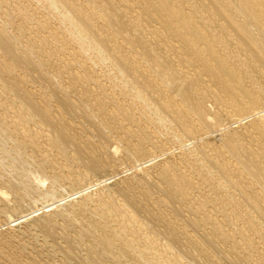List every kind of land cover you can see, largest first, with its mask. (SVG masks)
<instances>
[{"label": "bare ground", "instance_id": "obj_1", "mask_svg": "<svg viewBox=\"0 0 264 264\" xmlns=\"http://www.w3.org/2000/svg\"><path fill=\"white\" fill-rule=\"evenodd\" d=\"M53 19L55 22L52 24L51 21ZM143 21L146 24V29H148L147 27L150 24H156L160 29L158 31L150 30L152 34L153 32L157 33L152 37H148L146 33H143L144 30H142ZM50 37L54 40H51ZM68 38L74 44L71 48H67L64 43L65 41H69ZM81 51H83V54L84 52L88 54L89 63L85 61L88 58H85V60L77 59L76 61L75 55L81 54ZM71 58L78 64L77 68L74 67L75 64L70 60ZM99 62L108 63L109 69L108 72L104 71V79L108 80V82L114 81V78L119 80L121 83L116 84L115 81L112 87L113 89L119 87L118 92L122 95L124 94V96L127 95V98H119V96L116 97L112 92V95L105 92L104 82L95 76L91 67V64ZM27 72L35 73L34 80L44 82L41 84L42 89L40 88V92L45 97L44 101L36 98L38 95L33 94V87L31 89L28 88L29 86H24L23 82L29 77ZM37 81L36 84L34 83L35 85H38ZM0 90L9 92L10 95H15L16 98L18 97L21 106L23 107L25 105L26 110L28 108V114L26 115L24 113L25 116L28 117L29 115L33 118L36 115L38 117L37 119L33 118L34 124H46L53 128L55 133L51 136L49 135L51 133H48L50 145H58L63 152H65L67 146H73L75 158L83 167V169L77 172L75 171L76 169L74 170L77 175L75 174L73 176L74 172L73 174L70 173L72 176H65L64 172L61 173L63 171L61 168L58 167L59 169L56 170L55 161L49 157L50 154L46 156L43 153L42 161L40 160L42 163H38L37 166L44 168L43 164L44 162L48 163V160H51L49 163L54 166L53 168L52 166L50 167L53 169L50 175H46V173L38 174L32 166L33 163L30 162L34 159L32 155L30 157L28 154L26 155L24 152H20L17 148L19 144L15 142L11 147H7L5 143H8V139L12 140L8 132L9 128L16 130V132L19 130L24 133L27 142L35 148L38 147V149L39 135L36 137L35 134H32L33 130L31 133L30 128H28L30 132L27 131L22 121L23 128L17 126V121H20L21 118L24 120L25 117L19 118V114L15 115L17 114L15 113L16 119L14 117V119L9 118L11 120L8 122L12 126L10 127L7 125L4 117L0 115V157L5 160L7 159L9 162H7L8 165L3 166V169L8 171V173L10 172V176L19 178V180H14L11 177L12 179L8 180L7 177V187L2 185L3 182L0 183V202H2L0 206V222L4 220L3 224L0 223V264H36L37 261L35 262L33 259L20 258L21 255L25 254L26 243L29 240L27 241L25 239L27 241L26 243L14 244L19 240L18 235L21 234H15L19 230L17 229L15 231L14 228L19 227L21 223L29 221L39 229L37 231L38 233L41 232L40 234H43L42 239L46 238L51 240L52 238L53 240V237L56 236L62 238V242L64 241L66 243V245L64 244L65 246L63 243L59 244L60 240L50 245L46 242V239H44L46 243L44 242L43 245H50L54 248L55 245L59 244L57 248H60L61 251L58 250L60 253H57L60 257L61 254L65 253V256H67L63 257L65 259L68 256H72L71 259L74 256L77 258L80 256L81 258H79L81 260L89 256L88 253L87 256L85 255L88 249H85L83 253L85 257H83L73 251L75 244L70 248L76 236H73L67 230L71 227H78L79 233L77 235L79 237L81 235H84V237L89 236L88 238L92 236L94 239L92 244L94 248H92L90 243L89 245L92 249L85 244L86 248L88 246L92 250L91 252H93L94 256L93 258L90 255L91 258L89 261L91 259L95 260V258L99 259V261L104 258H109L112 260H110L112 264L113 262L115 264H172L168 258L159 261L158 251L156 252L152 249V252H149L145 249L146 247L140 248L134 246L130 241L131 238L127 239L128 241L123 238L124 242L126 241L124 244L127 246L125 247L127 249L123 250L120 247V250H116L114 248V238L111 237L112 235L108 236L102 229H99L101 225L98 226L95 224L96 222H100V220L88 226L87 222L89 221L86 222V225H84L85 222L83 223V214L87 213L95 218L96 211L98 212L99 208H101L100 211L102 210V213L99 215L104 221L107 220V214L104 212L106 209L107 211H113L119 214L118 216L120 217L117 220L115 218V220L116 222L120 220V224H123L125 220H129L128 223H132L131 226L127 227L129 225L127 223V226L124 225L125 223L123 226L126 228L125 230H129L127 233L131 232L133 238L143 227V230L146 229L145 226L149 228L147 222L149 224L161 222L165 230L163 233L166 234L167 238H163V240H167L166 244L162 247L165 253L171 252L170 250L172 249L177 250V246H180V251L191 257L190 259L193 260L192 264H222L220 263L222 261H218L215 253L213 252V254L205 246L208 242L210 245L216 243V240L221 235H224L226 238V231L223 230L222 225L220 226L221 223H218L220 219L218 220V216H212L213 213L207 208L211 203H209L210 198H208L211 193H206L208 196L205 195L202 197L200 192L202 198L197 196L194 198V194L192 195L193 192L191 193V189L198 187V185H196L189 171L199 166L202 170L208 172V174L216 171L218 176L214 178L215 181H213L214 179L212 180L214 182L212 191L216 189L219 193H221V190L224 193L223 190L225 187V189L230 188L231 194L226 196H230L231 201L236 207L239 205L248 206L250 210H253L252 213H255L254 216H251L254 218L255 216L256 218L258 217L260 221L264 219V0H0ZM13 97L11 101H13ZM52 101L55 104H51ZM6 102L8 100L4 103ZM8 104L9 106H6ZM8 104L5 107L10 109L13 105L9 102ZM131 106H135L136 110L138 109L142 113L145 111L151 113V116L148 115L149 119L154 122H159L161 125L171 127L169 124L174 122L177 128L175 127L176 129L174 128L173 130L169 129L173 131V136L176 138H173L175 139L174 143H176V140L183 143L185 140L191 141L192 139L193 147H189L191 148L190 150H184L180 147L183 145L181 144L178 146L179 151L176 153L179 162L183 164L182 168L186 167V169L180 168L176 160L173 161L171 159L159 162L158 159L160 158L157 159L159 155L156 153L158 145L153 140V136L156 133L153 132V134L151 132V134L149 132L150 130L147 131L148 129L145 131L147 127L135 121V118H133L135 116H132L131 110L133 107ZM2 107L0 103V108ZM12 109L11 112H15ZM16 111L19 112L18 109ZM78 115L91 124L89 125L90 129L92 127L91 133H93L92 137L94 138H97L95 136L103 138L108 132L113 130L115 132L116 130L117 132L119 131L121 135L119 133L114 142L111 140V144H103L105 142L103 138V141L100 142L101 150L98 152L97 150L94 151L93 146V149L89 148L91 147L90 145L89 147L86 145L83 146L84 144L82 145L78 141V132L76 134V132L70 131L75 124L70 119L72 116L76 117ZM126 120L129 125L135 123L136 126L137 123V129L133 130L131 126L126 124ZM25 123L27 124L28 122ZM80 125L78 126L80 127ZM33 127H36V125ZM165 128L167 130V127ZM87 129L89 128L87 127ZM136 130H138V133H136ZM214 132L216 133L214 134ZM45 134L46 132L42 133V137ZM88 137H90L88 138L89 140L84 137V141L83 139L81 141L90 144L95 141L94 139L93 142H89L90 140L92 141V137ZM212 137L216 139L213 141ZM189 144H186L187 147ZM167 155L168 157L171 156L170 154ZM60 156L62 155L60 154ZM2 158L0 161H3ZM169 158H173V156ZM127 159L133 160V163L128 168H125L127 166L125 164ZM45 165L48 167L47 164ZM118 165H124L122 167L125 170H119L120 167ZM153 167H156V175H151L149 171ZM105 169L109 170V173L112 174H109L105 178L100 177L101 180L99 181L98 179L100 178L96 177L97 182L92 183L93 186L98 185V187H104L107 184L115 182L113 184V194L115 192L116 194L119 193L122 196V202L114 198L111 193L104 194L105 192L103 193V190L97 195L94 193L97 197H93L92 192L86 191L92 185H87L86 187L81 186L82 188L75 192L74 190L76 188L74 187L72 188L74 190L72 192L70 191L69 194L61 197L56 196L58 191H63L62 188L64 189L66 182L73 185L82 180V177L89 175L88 173H99L103 170L105 171ZM212 170L213 172H211ZM128 171L129 173H127ZM1 172L3 173L4 171L0 170V174ZM130 173L132 175L137 173L136 175L139 174V177L133 176L134 179L130 178L127 176ZM192 173H195V171ZM198 175L196 174L197 177H200ZM7 176L9 175L7 174ZM95 176H98V174ZM210 178L212 179V177ZM47 180L50 181L49 185H46ZM111 180L112 182H110ZM85 182L83 181V183ZM204 182L203 184L207 185ZM199 187L202 188L203 185ZM153 188L163 193L161 194L163 196H158L156 201H159V203L173 201L176 203L179 202L180 204L184 203L185 206L182 207L187 208H184L187 210V213L190 211L193 212V216L184 217L186 218V220L184 219L186 222H184L180 219L182 213L180 214L177 211L180 214L177 217H181L179 219L177 217L175 218L184 222L183 225L179 224V222V225H177L175 218L174 222L172 218L170 219L167 215L160 212V210L153 209V204V206L149 202L145 204L136 194L137 191H140L143 195H146ZM95 189L97 190V187ZM154 189L153 192H156ZM214 191L213 194L215 195L216 192L214 193ZM59 192L58 194H60ZM233 192L237 194H235L237 197L232 195ZM219 195L216 196L219 197ZM220 196L222 197V195ZM75 198H78V200L74 201ZM213 198L215 197L213 196ZM218 200H215V203ZM24 201H28L27 204H35L36 201H41V203L39 204L40 206H35L36 208L30 209L29 212L27 211L22 214L23 209L20 206L24 205ZM167 204L170 205L171 203ZM213 206L210 204L211 208ZM27 207L26 210L29 209ZM124 207H129L130 209H126L122 214L118 213ZM167 207L169 208V206ZM170 209L172 210V206ZM242 209L244 210V207ZM180 210L182 211L183 209L180 208ZM219 212L220 216L223 208ZM238 212L241 214L243 211ZM197 213H200V215ZM246 213L243 212L244 215ZM139 214H143L145 218L143 219L147 221L144 225L139 222V220L141 221ZM113 215L115 214L113 213ZM175 215L177 214L174 213ZM1 217L4 219L1 220ZM226 217L227 215L224 212L222 219L225 220ZM109 218L112 217L109 216ZM230 218L226 219L227 221L229 220V223H231ZM254 218H252L253 221ZM89 220H92V218L90 217ZM103 220L102 223L104 224ZM138 222L139 224H137ZM134 224H137V228L133 227ZM234 224L236 225L237 223ZM2 226H5V228ZM27 226L28 223L26 224ZM152 226H150L151 229L154 228ZM206 226L208 229L205 228ZM229 226L231 227V225ZM26 227L24 231H27ZM29 227L32 228L30 224ZM56 227H59L62 231L58 232L59 229L56 230ZM102 227L104 228V226ZM107 227L110 228L109 226ZM111 229L113 231V228ZM227 229L225 226V230ZM97 230H100L99 233H97ZM194 230H200V237ZM34 232L35 238L36 234H39L36 231ZM118 232L120 233L119 230ZM123 232L126 234L124 230ZM252 232L250 233L252 234ZM119 233L117 236H119ZM29 234V238H31V232ZM256 234L254 235L257 236ZM160 235L162 236L164 234L160 233ZM26 236L29 235L27 234ZM136 237L138 238V235ZM141 237L143 238V236ZM15 238H18V240H15ZM34 238L32 239L34 240ZM149 238L151 237L147 234L144 241L149 242ZM232 238L230 236V239ZM83 240L85 239L83 238ZM83 240L79 241L76 238V241H79V243L84 242ZM133 241L135 242L134 239ZM218 242L220 241L218 240ZM34 243L38 245V241ZM79 243L78 250H74L80 253ZM241 243L248 246L250 242L246 243L245 240ZM222 244V247L225 246V243ZM136 245H138V242ZM230 245L235 246V244ZM230 245L229 247H231ZM256 245L258 246V242ZM50 246H48L49 249ZM117 246L119 247V245ZM250 246L254 247L253 245ZM30 247L29 243L28 248ZM44 247L42 248L44 249ZM75 247L77 248L76 245ZM222 247L219 246L217 248L215 245L218 253L220 252L219 255L224 256V252L226 251ZM243 247L240 245V248ZM212 248L210 247V249ZM215 248H213V251H216L214 250ZM246 248L244 247V249ZM34 249L36 250V248ZM129 249L132 250V252L130 251L132 257L128 253ZM158 249L160 251L159 247ZM47 250L45 249L44 251ZM48 251L44 254H48ZM236 251L234 250V254H236ZM74 253L78 255L76 256ZM146 253L152 254H149L150 256H155L156 260L154 259L155 257L153 259L150 256L148 257ZM51 256L53 257V255ZM169 256L171 258V255ZM247 256L250 257L249 254ZM58 257L56 258L58 259ZM77 258L73 259V261L76 260L78 263L79 258L78 260ZM220 258L224 260V258L227 259L228 257L224 256V258ZM232 258H234V255ZM232 258L228 259L230 264H238V257H235L236 259ZM185 259L186 257L183 260ZM66 260L70 262V260ZM84 260L86 263L87 259ZM96 260L95 262L98 261ZM228 260L225 261L227 262L226 264H229ZM250 260L245 259V261H242L246 262L245 264H249ZM175 261L177 262V260ZM93 264L96 263L93 262Z\"/></svg>", "mask_w": 264, "mask_h": 264}, {"label": "rangeland", "instance_id": "obj_2", "mask_svg": "<svg viewBox=\"0 0 264 264\" xmlns=\"http://www.w3.org/2000/svg\"><path fill=\"white\" fill-rule=\"evenodd\" d=\"M120 1H122V0H120ZM55 21H54V19L51 21V23L53 24ZM143 23V29L142 30H144V34L146 33V36H150V37H152L153 35H155V33H157V32H153V34H152V32L150 31V30H153V31H158L160 28H159V26L158 25H156V24H150L147 28L149 29H146V24H144V21L142 22ZM151 26V27H150ZM153 26V27H152ZM157 27H158V29H157ZM151 28V29H150ZM147 30V31H146ZM150 32V33H149ZM149 34V35H148ZM154 38H156V37H154ZM50 39L52 40L53 38H51L50 37ZM54 40V39H53ZM68 40L69 41H65L64 43L66 44V46H67V48H71V47H73V42H71L70 41V39L68 38ZM70 43V44H69ZM56 44H57V42H56ZM60 44V43H59ZM68 46H70V47H68ZM62 56V55H61ZM75 58H76V61H77V59L79 60H81V59H84L85 60V58L87 59L88 58V54H86L85 52H84V54H83V51H81V54H77V55H75ZM74 64V67H78V64H76L73 60H72V58L70 59ZM87 63H89L88 61H89V58L87 59V60H85ZM91 63V62H90ZM95 64V65H94ZM94 65V66H93ZM108 65V63H106V62H99V63H93V64H91V67H92V71H93V73L95 74V76H97L98 78H100V79H102V82H104V88H105V92H108V93H110L111 95H112V93H114V95L117 97V96H119V98H127L128 96L127 95H125L124 96V94L122 95V94H120L118 91V88H114L113 89V87H112V85H113V82H115L116 81V84H120L121 82L119 81V80H117V79H115L114 78V81H111V82H108V80H105L104 79V76H103V73H104V71L106 72H108V69H109V65ZM94 67V68H93ZM101 69V70H100ZM103 71V72H102ZM110 72V71H109ZM30 74V75H29ZM35 73H28L27 72V75L29 76L28 77V79H25L26 81L25 82H27V83H25V82H23V84H24V86H26V87H28V88H31L32 89V87H33V89L32 90H34V93L33 94H35L36 96L38 95L39 96V98H38V96L36 97L37 99H41V101L43 100H45V97H43L44 96V94L42 93V92H40L41 91V89H42V86H41V84L42 83H44L43 81H37V80H34V77H35V75H34ZM98 74V75H97ZM103 77H102V76ZM29 79H31V80H33V81H31V80H29ZM30 81V82H29ZM36 81H37V83H38V85H35L36 84ZM39 82H41V83H39ZM35 83V84H34ZM111 84V85H110ZM31 85V86H30ZM32 85H34V86H32ZM37 86V87H36ZM107 87V88H106ZM109 87H110V89H109ZM41 88V89H40ZM112 88V89H111ZM35 90H37V91H35ZM111 90V91H110ZM1 91V90H0ZM112 92V93H111ZM1 93H2V95L5 97H3L2 95H1ZM4 93V94H3ZM42 96H41V95ZM9 96V98H8V96ZM13 97V101H11V98ZM6 99V100H5ZM14 99L16 100L15 102H14ZM8 100V102L9 103H11V105H13V102H14V105L13 106H11L10 107V109L8 108H6L5 107V105L6 104H8V102H6V103H4L5 101H7ZM2 101H4V102H2ZM20 99L17 97L16 98V96L15 95H10V93L9 92H3V91H1L0 92V103H1V106H3L2 108H0V115L2 116V117H4V119L7 121V125H9L10 127H12L10 124H9V120H11V119H16V116L15 115H18V116H20L19 118H21V117H25L24 118V120H26V121H24V120H22L23 118H21L20 119V121L18 120L17 121V126L19 127V128H23V125H24V128H26L27 129V131H29L30 129H31V133H32V130H33V133L32 134H35L36 135V137H38V135H39V137H38V140H39V149L41 150V151H43V152H41L39 149H38V147L37 148H35V147H33V146H31L30 145V143L29 142H27V140H26V138H25V135H24V133H22V132H20L19 130V132L17 133L16 132V130H12V128H9V130H8V132L10 133V138H12V140H10V139H8V143H5V145H7V147H11L13 144H15V143H17V144H19V145H17V148L19 149V151L20 152H24L26 155L28 154L30 157H34V159H33V161L35 162H33V161H30V162H32L33 164H32V166H33V168H34V170H36L37 171V173L39 174V173H41V174H45L46 173V175L48 174V175H50L51 173L50 172H52L51 170H53L52 168H53V166L54 165H51L49 162H51V160H48L47 162L49 163H45L44 162V168H40V167H38L37 166V164L38 163H42L41 161V159H42V154L44 153V154H46V156H49V154H50V158H52V159H54V163L56 164L55 165V168H56V170H58L59 168H61V170H63L61 173H63L64 172V174H65V176L67 175V176H72V174L76 171H78V170H81V169H83V167H82V164L80 163V162H77V160H76V158H75V153H74V148H73V146H71V145H69V146H67L66 147V149H65V152H63V151H61L60 150V148L58 147V145H50V141L48 140L50 137H49V135L51 136L53 133H55L54 132V130H53V128L52 127H50L49 125H46V124H40V123H38V124H34V119L33 118H38L36 115L33 117V118H31V116H29L28 115V117L27 116H25V114L24 113H26V115L28 114L27 113V110H28V108H27V110H26V108H25V105L22 107L21 106V104H20ZM3 103V104H2ZM16 104V105H15ZM20 104V105H19ZM51 104H55V102L54 101H52L51 102ZM6 106H9V104L8 105H6ZM19 106V107H18ZM15 107H16V109H18L19 110V112L18 111H16V109H15ZM131 107H133L131 110H132V116H135V117H133V118H135V121H138L139 122V124L140 125H142V126H146L145 128V131L147 130V131H149L150 133L152 132H155L156 133V135H154L153 136V140L155 141V143H156V145H158V148L156 149V153L160 156H158L157 157V159L158 158H160V159H158L159 160V162H163L164 160L166 161V160H173V161H178V165H180V168H182V166H183V164L181 163V162H179V159H178V157H177V155H176V153L179 151V147L178 146H180L181 144H183V145H181L180 147H182L184 150H190L192 147H193V141H192V139H191V141H189V140H185L183 143H180L179 141H177L176 140V143H174L175 142V137L173 136V131H170L169 129H171V130H173L175 127L177 128V126H175L174 124V122H171V124H169V125H171V127L170 126H167V125H163L164 126V128L165 127H167V130H166V128L164 129V128H162L163 126L161 125V124H159V122H154V121H151L150 119H149V116H151L152 114L151 113H149V112H144V113H142V112H140V111H138V109L136 110V107L135 106H131ZM7 109V110H6ZM11 109H12V111H15V112H11ZM25 109V110H24ZM5 110V111H4ZM22 111V112H21ZM26 111V112H25ZM31 112V111H30ZM138 112V113H137ZM15 113H17V114H15ZM20 113H21V115H20ZM32 113H34V112H32ZM142 113V115H140ZM15 114V115H14ZM23 114V115H22ZM12 115V116H11ZM146 115V116H145ZM149 115V116H148ZM145 116V117H144ZM14 117V118H13ZM76 117H78V118H76ZM76 117H74V116H72L71 117V119L70 120H73L72 122H74L75 124H74V126L70 129V131L71 132H76V134H77V132H78V135H77V137H78V141L79 142H81L82 143V145L83 146H87V147H89V145L91 146V147H89V148H92L93 149V147H94V151H96L97 150V152L98 151H100L101 149V144H100V142H102L103 141V138H104V141L105 142H103V144H111L112 143V141L114 142L115 140H116V137L119 135V131L117 132V130H116V132L113 130V131H110V132H108L107 133V135L105 136V137H99V136H95V137H97V138H94V137H92L93 135V133H91V131H92V127H91V129H90V123H88L87 121H85L84 119H83V117H81L80 115H78V116H76ZM9 118H11V119H9ZM72 118H74V119H72ZM80 118H81V120H80ZM77 119V120H76ZM145 119V120H144ZM80 120V121H79ZM21 121H22V123H23V125H22V123H21ZM19 122H20V125H19ZM25 122H28L27 124L25 123ZM126 122V124H127V120L125 121ZM78 123V125H80V124H82V125H80V127L78 126V125H76ZM80 123V124H79ZM36 125V127H33L34 125ZM42 125L41 126V128H40V125ZM85 124H88V125H85ZM90 124V125H89ZM132 124V123H131ZM155 124V125H154ZM127 125H129V124H127ZM39 126V127H38ZM47 126V127H46ZM83 126V127H82ZM129 126H131V128L133 129V130H135V129H137V123H136V126H135V123H133L132 125H129ZM133 126V127H132ZM43 127V128H42ZM44 127H45V129H44ZM50 127V128H49ZM87 127L89 128V129H87ZM169 127V128H168ZM28 128H30V129H28ZM37 128H39V129H37ZM47 128V129H46ZM175 128V129H176ZM18 129V128H17ZM37 129V130H36ZM42 129V130H41ZM50 129H52V130H50ZM13 132H12V131ZM36 132H35V131ZM41 130V131H40ZM46 130V131H45ZM154 130V131H153ZM156 130V131H155ZM169 130V131H168ZM11 131V132H10ZM162 132V134H161V132ZM30 132V131H29ZM35 132V133H34ZM39 132H40V134H39ZM46 132V134L45 135H43V137L45 138H43L42 137V133H45ZM51 133V134H49L48 135V133ZM115 132V133H114ZM37 133V134H36ZM116 133H117V135H116ZM136 133H138V130H136ZM151 133V134H152ZM172 133V134H171ZM216 132H214V134H215ZM85 134H86V136L88 135V136H91L92 138V141L90 140L89 142H93L94 141V139H95V141L93 142V143H83V141H84V139L86 138V136H85ZM154 134V133H153ZM160 135V136H158V135ZM168 134V135H167ZM213 134V133H212ZM213 134V135H214ZM14 135H16L15 137H13ZM84 135V136H83ZM120 135H121V133H120ZM170 135V136H169ZM41 136V137H40ZM46 136V137H45ZM48 136V137H47ZM81 137V139L79 140V138ZM87 136V138L86 139H88V138H90V137H88ZM85 137V138H84ZM99 137V138H98ZM129 138H131L130 136H128ZM170 137H172V138H170ZM40 138H42L41 140H40ZM110 138V139H109ZM170 138V139H169ZM173 138H175V139H173ZM15 139V140H14ZM47 139V140H46ZM83 139V141H81ZM98 139H100L99 141H98ZM160 139V140H159ZM216 138H214V137H212V140L214 141ZM46 140V141H45ZM89 140V139H88ZM112 140V141H111ZM158 140V141H157ZM173 141V143H172V141ZM13 141V142H12ZM18 141V142H17ZM24 141H26V142H24ZM98 141V142H97ZM160 141V142H159ZM188 141V142H187ZM15 142V143H14ZM20 142V143H19ZM47 142H49V143H47ZM178 142V143H177ZM186 142V143H185ZM189 142H191L190 144L192 145H190L189 144ZM46 143V144H45ZM80 143V144H81ZM163 143V144H162ZM185 143V144H184ZM97 144H98V146H97ZM100 144V145H99ZM175 144V145H174ZM186 144H189L188 145V147H187V145ZM95 145V146H94ZM19 146V147H18ZM56 146V147H55ZM93 146V147H92ZM185 148H184V147ZM95 147H97V148H95ZM98 147H99V149H98ZM189 147H191V148H189ZM24 148V149H23ZM31 148V149H30ZM59 148V149H58ZM160 149V150H159ZM163 149V150H162ZM165 149V150H164ZM44 150H45V152H47V153H45L44 152ZM48 150V151H47ZM170 151V153H168L169 151ZM174 150V151H173ZM160 151V152H159ZM161 151H165L164 152V155H163V152L161 153ZM41 154H40V153ZM53 155H52V154ZM62 155V156H60V154ZM73 154V156H72V154ZM159 153H161V154H159ZM170 154L171 156H169V157H172L173 156V158H169L168 157V155L167 154ZM166 154V155H165ZM32 155V156H31ZM162 155V156H161ZM175 155V156H174ZM0 156H1V153H0ZM22 156L23 157H25L23 154H22ZM41 156V157H40ZM53 156V157H52ZM55 156V157H54ZM65 156V157H64ZM167 156V157H166ZM63 157H64V159H65V161H63L64 159H63ZM67 157H68V159H67ZM176 157H177V159H176ZM1 158L2 157H0V160H1ZM63 160H62V159ZM73 158H74V160H73ZM3 159V158H2ZM71 159H72V161H71ZM162 159V160H161ZM41 160V161H40ZM59 160V161H58ZM161 160V161H160ZM6 161V162H5ZM75 161H76V163H75ZM133 160H131V159H127L126 160V162H125V164H127V166H125V168H128L129 167V165L131 166L132 165V162ZM1 162H3V163H1ZM8 161H7V159L5 160V159H3V161H0V170L1 171H4L3 173L1 172V174H0V178H2L1 180H0V183H2V185H5L6 187H7V185H8V181H6L7 180V177H8V180L9 179H12L11 177H13V176H10V172L8 173V171H5L4 169H3V166H5L6 164L8 165V163H7ZM68 162V163H67ZM71 162H72V164H71ZM130 162H131V164H130ZM70 163V164H69ZM75 163V164H74ZM35 164V165H34ZM45 164H47L48 165V167L45 165ZM63 164V165H62ZM124 164V165H125ZM2 165V166H1ZM50 165V166H49ZM72 165V166H71ZM74 165V166H73ZM79 165V166H78ZM124 165H118V167H120V169L119 170H125V168H123L124 167ZM36 166V167H35ZM52 166V168H50ZM123 166V167H122ZM2 167V168H1ZM48 169H47V168ZM59 167V168H58ZM79 167V168H78ZM183 168H185L186 169V167H183ZM182 168V169H183ZM198 168V169H197ZM197 168H194V170H190L189 172H190V174H192V178H193V180L196 182V185H198V187H195V188H197V189H195V188H192L191 189V193H192V195H193V197L195 198V196H197V197H199V198H202L203 196H208L207 194H210L209 196H208V198H210V201H209V203L210 204H212V206H213V204H214V206H213V208L214 207H216V208H211L210 207V204L208 205V209L210 210V212H212L213 214H212V216H218L217 218H218V220L220 219V220H222V221H218V223L220 224V226L223 228V230L224 231H226V238H225V236L224 235H221L222 236V238H221V236H220V238L218 239L220 242H218V240H216V241H214V242H216V243H213V248H215V245L217 246V248L219 247V246H221L222 247V243H225L224 245L225 246H223L222 248H223V250H225L226 252H224V256H227L228 258L226 259V258H224V256L222 255H219L220 254V252L218 253V250H217V248H215L214 250H216V251H213V248H212V246L210 245V243L208 242L207 244H205V246H206V248L208 249L209 248V250L213 253H215V255H216V257H218V261L220 262V261H222V262H220V263H222V264H226L227 262H225L226 260H228L229 258L231 259L232 258V256L234 255V258H232V259H236L237 257V262H238V264H245L246 262H243V261H245V259L246 260H250V263L251 264H256L257 262L259 263V264H261V262L262 261H264V250H262V249H264L263 247L264 246H262V245H264V230H263V227H264V219H263V223L260 221V219L257 217L256 218V216H255V218L253 217L254 215H255V213L253 214L252 213V209L250 210V208H248V206H237L236 207V205L231 201V198H230V196H226V195H230L231 193H230V188L229 189H225L224 188V193L222 192V190H221V193H223V194H221V193H219L216 189H215V191H214V193H215V195L213 194V191H212V185L214 184V182H212V180L216 177L217 178V173H216V171H214L213 172V170L211 171V172H213L212 174L211 173H209L208 174V172H206L205 170H202L201 168H200V166L199 167H197ZM203 168V167H202ZM71 169V170H70ZM76 169V170H75ZM204 169V168H203ZM55 170V169H54ZM60 170V171H61ZM75 170V171H74ZM204 172H202V171ZM66 171V172H65ZM73 171V172H72ZM150 173H151V175H153V174H155V171H156V167H153V168H151L150 170ZM193 171H195V173L196 174H199L198 176H200V177H197L196 176V174L195 173H192ZM5 172H7V173H5ZM43 172V173H42ZM74 173L73 174V176L76 174L77 175V173ZM110 171L109 170H106L105 169V171L103 170V171H101V172H99V173H88L89 175H87L86 177H82V180H80L78 183H75V184H69V182H66L65 184H66V186L64 187V189L62 188V190L63 191H61V192H59L60 194H58V192H57V194H56V196L57 197H61V196H65V195H67V194H69L70 193V191L72 192L74 189H72V188H76L75 190H74V192L75 191H77V190H79L80 188H82V187H86L87 185L88 186H90V185H92L91 187H90V189H86V191H88V192H92V196L94 197V196H96L99 192H101V190H103L102 192L104 193V194H107V193H111V194H113L114 193V191H113V189H114V186H113V184L115 183V182H113V183H110V184H107V186H104V187H101V186H99L98 187V185H94L93 186V184L92 183H94L95 181L97 182V178H100V177H102V178H105V177H107V176H109V174H112V173H109ZM153 172V173H152ZM70 173H72V174H70ZM127 173H129V171L127 172ZM187 173V172H186ZM207 173V174H206ZM215 173V174H214ZM6 174V176H4ZM7 174L9 175V176H7ZM40 174V175H41ZM96 174H98V176H95ZM137 174V173H136ZM136 174H127V176L128 177H130V178H133L134 179V177L136 176L137 178L139 177V174L138 175H136ZM205 174V175H204ZM131 175H132V177H131ZM156 175V174H155ZM194 175V176H193ZM212 175V176H211ZM2 176V177H1ZM93 176V177H92ZM95 176V177H94ZM134 176V177H133ZM4 177V178H3ZM90 179H88V178ZM97 177V178H96ZM154 177V176H153ZM208 177V178H207ZM210 177H212V179L210 178ZM14 178V177H13ZM81 178V177H80ZM85 178V179H84ZM89 180H87V179ZM93 178V179H92ZM155 179H156V177H154ZM199 180H198V179ZM210 178V179H209ZM19 180V178L18 177H15L14 178V180ZM197 181H196V180ZM208 179V180H207ZM92 180V181H91ZM94 180V181H93ZM99 180H101V178L100 179H98V181ZM202 180V181H201ZM81 181H82V183H81ZM83 181L85 182V183H83ZM91 181V182H90ZM201 181V182H200ZM203 181H205L206 182V184L207 185H205V184H203ZM209 181V182H208ZM213 181H215V179L213 180ZM49 182L50 181H46V185H49ZM95 182V183H96ZM110 182H112V180L110 181ZM204 182V183H205ZM208 182V183H207ZM6 183V184H5ZM81 183V184H80ZM88 183V184H87ZM91 183V184H90ZM200 183V184H199ZM1 185V186H2ZM75 185V186H74ZM85 185V186H84ZM110 185V186H109ZM202 185H203V187H202ZM205 185V186H204ZM73 186V187H72ZM82 186V187H81ZM113 186V187H112ZM199 186H201L202 188H200ZM70 187H71V189H70ZM97 187V190L95 189ZM109 187V188H108ZM65 188H67V189H65ZM198 188H199V190H198ZM207 188V189H206ZM211 190H210V189ZM154 189V188H153ZM153 189H152V191L151 192H148V194H142L140 191H135L136 192V194H137V196L139 197V198H141L142 199V201L145 203V204H147L148 202H149V204H153L154 206H155V204H156V206L154 207L153 205V209H156V210H160V212H162V213H164L165 215H167L170 219L172 218V220H174V218L175 217H177V216H179L181 213H182V217H183V219H182V217L180 218L181 220H183L184 222H186L185 220H186V218L188 217V216H193L192 215V213L193 212H191L190 210V212H188L187 213V208L186 207H182V206H185L184 205V203H182V204H180L179 202H175V201H173V202H167V203H171L170 205L172 206V210L174 211V213L175 214H177V215H175L174 216V213H173V211L170 209V205H168L166 202H160L159 203V201H156L157 200V197L158 196H163V195H161V194H163L161 191H157V189L155 188L154 189V191L156 190V192H153ZM204 189V190H203ZM110 190V191H109ZM194 190H196V191H194ZM201 190V191H200ZM208 192H207V191ZM107 191H109V192H107ZM210 191H212V192H210ZM97 192V193H96ZM198 194H197V193ZM200 192H201V194H202V197H201V194H200ZM63 193V194H62ZM96 195H95V194ZM154 193V194H153ZM156 193H159V194H156ZM203 193H205V194H203ZM207 193V194H206ZM228 193V194H227ZM94 194V195H93ZM200 194V195H199ZM218 194H220V195H222V197L219 195V197H221L220 199H219V197L218 196H216V195H218ZM236 193L235 192H233V196L234 197H237L236 195H235ZM116 195V196H115ZM148 195V196H147ZM151 195V196H150ZM152 195H155V196H152ZM113 196H114V198H116V199H119V201L120 202H122V196L119 194V193H117L116 194V192H115V194H113ZM142 196H144L145 197V199H144V197H142ZM213 196L216 198H213ZM97 197V196H96ZM196 197V198H197ZM211 197H212V199H211ZM165 198V197H164ZM225 198V199H224ZM79 199H80V197H79ZM219 199V200H218ZM78 200V198H75L74 199V201H77ZM215 200H218V201H216V203H215ZM43 201V200H42ZM147 201V202H146ZM153 201V202H152ZM214 201V203H212ZM223 201L226 203H224L223 204ZM28 202V201H27ZM27 202L26 201H24L23 202V206H20V208H22L23 210H25V211H23L22 210V214L23 213H26L27 211L29 212L30 211V209L32 210V209H34V208H36V207H38V206H40L39 204L41 203V201H36V203L35 204H31V203H29V204H27ZM232 202V203H231ZM1 203L2 202H0V206H1ZM162 203V204H161ZM173 203V204H172ZM219 203V204H218ZM26 204V205H25ZM31 204V205H30ZM161 204V205H160ZM166 205V206H164V205ZM221 204V205H220ZM223 204V205H222ZM231 204V205H230ZM27 205H28V207H27ZM174 205V206H173ZM177 205V206H176ZM226 205H228V206H226ZM25 206V207H24ZM32 208H31V207ZM36 206V207H35ZM167 206H169V208L167 207ZM176 206V207H175ZM225 206V207H224ZM232 206V207H231ZM26 207L27 208H29V209H27L26 210ZM182 208L183 210L181 211L180 210V208ZM219 207H220V210L223 208V212H221L222 214H220V216H219ZM234 207V208H233ZM235 207H236V209H235ZM244 207V210L242 209V208ZM25 208V209H24ZM166 208V209H165ZM168 208V209H167ZM176 209V212H175V209ZM184 208H186V209H184ZM233 210H232V209ZM100 209L101 208H99L98 209V212L96 211V215H95V218H94V216H90L89 214H87V213H85V214H83V223H84V225H86V222L87 221H89V222H87V226L88 225H93L96 221H99L100 220V222H96L95 224L96 225H101L100 227L101 228H99L100 230L102 229L103 230V232L104 233H107V235L108 236H111V237H113L114 238V248L117 250H120V249H127V248H125V247H127L124 243L126 242H124V240H127V239H130L131 238V242L133 243V245L134 246H136V247H140V248H144V247H146L145 249H147L149 252H152V249H153V251H158L159 252V254H158V257H159V261H161L162 259H165V258H168L169 260H170V262L172 263V264H192L193 262V260H191L190 258V256L188 255V254H186V253H184V252H181L180 250H181V248H180V246L178 247L177 245V250L175 249V250H170L171 252H169V253H165V251H164V249L162 248L163 246H164V244H166V242H167V240L165 241V239H167L166 238V234L165 233H163L165 230L163 229L164 228V226H162L163 224L161 223V222H154V223H152V224H149V222H147L146 220H144L145 218H144V216H143V214H139L140 215V218L139 219H141V221L139 220V222L140 223H142L143 225L147 222V224L149 225L148 227L149 228H147L146 226H145V228L146 229H144L143 230V228L137 233V234H135L134 235V238H133V235L131 234V232H129V233H127V231H129L128 229L127 230H125L126 228L123 226V224L125 225V226H127L128 224V226L127 227H129V226H131V224L132 223H128L129 222V220H125L124 221V223L122 224V228H121V224H120V220H118L117 222H116V220L118 219V217H120V216H118L119 214H117V213H115V212H111V211H107V209L106 210H104V212H106V214H107V220L106 221H104L102 218H101V216L99 215V214H101L102 213V210L100 211ZM125 209V210H124ZM126 209H130L129 207L128 208H122V210H120L121 212H118V213H124L125 211H126ZM170 209V210H169ZM177 209H179V210H177ZM216 209V210H215ZM225 209V210H224ZM227 209V210H226ZM248 209V210H247ZM230 210H232L231 212H230ZM20 211H21V209H20ZM172 212V213H168V212ZM177 211H179L180 212V214L179 213H177ZM238 211H240V212H244V213H246L245 215L243 214V212L241 213V214H239V212ZM251 211V212H250ZM166 212V213H165ZM183 212H185V213H183ZM225 212V214L227 215V217L229 216V218L231 219V223H229V220L227 221L226 219H229V218H225V220L224 219H222V216H223V213ZM236 212H237V214H236ZM112 213V215H110ZM113 213L115 214V215H113ZM228 213V214H227ZM168 214H170V215H168ZM187 214V215H186ZM198 215H200V213H197ZM216 214V215H215ZM218 214V215H217ZM233 214V215H232ZM243 214V215H242ZM117 215V216H116ZM184 215H186V216H184ZM236 215H239V216H236ZM247 215V216H246ZM251 215H253V216H251ZM86 216H87V218H88V220H87V218H86ZM89 216V217H88ZM96 216H97V218H96ZM109 216L110 217H112V218H109ZM174 216V217H173ZM251 218H250V217ZM90 217L92 218V220H89L90 219ZM98 217H100V219H98ZM184 217H186V218H184ZM115 218H116V220H115ZM144 218V219H143ZM178 218V217H177ZM178 218V219H179ZM233 218V219H232ZM247 218V219H246ZM252 218H254V221H253V219ZM2 219H4L3 217H1V220ZM114 219V220H113ZM178 219H176L175 218V220H177L176 221V223H177V225H179V224H181V225H183L184 224V222L183 221H180V220H178ZM185 219V220H184ZM239 219V220H238ZM259 220V222H257L258 220ZM102 220H103V222H104V224L102 223ZM109 220V221H108ZM112 220H113V222H112ZM171 220V221H172ZM175 220H174V222H175ZM224 220V221H223ZM233 220V221H232ZM250 220V221H249ZM256 220V221H255ZM4 221V220H3ZM3 221L2 222H0L1 224H3ZM91 221V222H90ZM127 221V222H126ZM143 221H144V223H143ZM108 222V223H107ZM110 222V223H109ZM116 222V223H115ZM139 222L137 223V224H139ZM178 222H179V224H178ZM183 222V223H182ZM226 222V223H225ZM237 223L236 225L234 224V223ZM241 222H243V223H241ZM249 224H248V223ZM250 222H252V223H250ZM253 222H254V224H253ZM261 222V223H260ZM28 223V226L26 227V224ZM89 223V224H88ZM97 223H99V224H97ZM126 223H127V225H126ZM224 223V224H223ZM227 223H229V225H231V227L229 226V225H227ZM258 223V224H257ZM29 224L31 225V227L32 228H30L29 227ZM107 224V225H106ZM111 224V225H110ZM120 226H119V225ZM137 224H134V226L133 227H135V228H137ZM156 224H157V226H156ZM247 224V225H246ZM253 224V225H252ZM255 224H257L256 226H255ZM261 224V225H260ZM21 225V226H20ZM105 225H106V227H105ZM151 225H153L152 226V228L153 229H151L150 228V226ZM161 225V226H160ZM249 225H250V227H249ZM260 225V226H259ZM102 226H104V228L102 227ZM107 226H109L110 228H108ZM225 226H226V229L227 230H225ZM235 226V227H234ZM238 226L240 227L239 229H238ZM242 226V227H241ZM243 226H245V227H243ZM247 226V227H246ZM257 226H258V233H257ZM2 227H4L5 228V226H2ZM26 227V230L27 231H24L25 228ZM29 227V228H28ZM120 227V228H119ZM156 227H157V229H156ZM162 227V228H161ZM209 227V226H208ZM234 227V228H233ZM3 228V229H4ZM23 228V229H22ZM28 228V229H27ZM35 228V229H34ZM107 228V229H106ZM111 228H113V231H112V229ZM117 228V229H116ZM206 229H208L207 228V226L205 227ZM255 230H254V229ZM19 230V232L18 231H16V230ZM30 229V230H29ZM37 229V230H36ZM56 230H58V232H61L62 230L59 228V227H56L55 228ZM69 229H72V230H69ZM67 231L70 233V234H72L73 236L75 235L76 236V238H77V240H79V241H81V240H83V238L85 239V240H83L84 242H81V243H79V241L77 242L76 241V238L74 239L75 241H73L72 242V245H70V248H72L73 247V245L75 244L76 246H77V248L75 247V245H74V247H73V251L76 253H78L79 255H81V256H83V257H85L84 256V252H85V249H88V251H86V256H87V253H88V255L89 256H87L86 258H83V259H81L80 260V258H79V260H78V258L77 257H73V259H75V258H77V260H78V263L79 264H81V262H82V264H84L85 262V260L84 259H87L86 260V263L85 264H90V263H92L93 264V262L94 263H96V264H99V262H100V264H112V260L111 259H109V258H104V259H102V260H100L99 261V259H97V258H95V260L97 261V262H95V260H93V259H91L90 261H89V259L91 258V256H93V252H91L92 250H90L89 249V247L91 248V246L90 245H92L93 244V242H94V239H93V237L92 236H90V238H88L86 235V237H84V235H81V237H79L77 234L79 233L78 232V227H71V228H69ZM149 229V230H148ZM232 229V230H231ZM240 230V231H242V232H240V231H238V230ZM243 229V230H242ZM16 231V233H15V231ZM14 230H12L13 231V233H15V234H19V233H21V234H19L18 236V238H19V240H18V238H15V240H18L17 242H15L14 244H19V243H21V242H24V243H26L28 240L30 241H28L27 243H26V250H29V251H26L25 250V254L24 255H21L20 256V258H25V259H33V260H35V262H36V264H39V263H44V264H76L77 262H76V260L75 261H73V259H71L72 258V256H68V258H66V259H68V261L70 260V262H67V260L65 259V258H63V257H67V256H65L66 254L65 253H63L64 254V256H63V254H61V257H60V255L58 254V253H60V251H61V249L60 248H57L58 246L57 245H59V244H62L63 243V245L65 244L66 245V243L63 241L62 242V238H60V236L58 237V236H56V237H53V240H52V238H51V240L50 239H46V238H44V239H46V242L47 243H49L50 245H53L52 243H57L56 241L58 240H60L59 241V244H57V245H55V247L54 248H52L50 245H46V244H44L43 245V243L45 242V240L44 239H42L41 237H43V234H40V233H38L37 231H39V229L38 228H36L35 226H33L32 225V222L31 221H29V222H25V223H21V224H19V227H15L14 228ZM100 230H97V233H99V231ZM109 230V231H108ZM115 230V231H114ZM117 230V231H116ZM118 230L120 231V233L118 232ZM123 230L126 232V234L123 232ZM233 230H234V232H233ZM246 232H245V231ZM261 232H260V231ZM22 231V232H21ZM31 232V238H29L30 237V234H29V232ZM34 231H36V233H38L39 235H37L36 234V236H35V238H34ZM75 233H74V232ZM147 231H148V233H147ZM195 231V230H194ZM193 231V232H194ZM230 233H229V232ZM237 233H236V232ZM247 231H248V233H247ZM253 231V232H252ZM256 231V232H255ZM57 232V233H58ZM73 232V233H72ZM114 232H116V233H114ZM144 232L146 233L145 235H144ZM239 232H240V234H239ZM250 232H252V234L250 233ZM260 232V233H259ZM33 233V234H32ZM112 233V234H111ZM118 233H119V236H117L118 235ZM123 233V234H122ZM143 234V235H141V234ZM160 233L161 234H164V235H160ZM195 233L200 237V230L199 231H195ZM245 233V234H244ZM247 233V234H246ZM257 233V234H256ZM29 235V236H26V235ZM113 234H114V236H113ZM116 234V235H115ZM126 236H125V235ZM147 234L151 237V238H149V242H146V241H144V238H145V236H147ZM151 234V235H150ZM227 234H228V236H227ZM230 234H232V235H230ZM234 234H235V236H234ZM239 234V235H238ZM251 234V235H250ZM254 234H256L257 236H255ZM21 235V236H20ZM129 235H131V236H129ZM136 235H138V238L136 237ZM155 235V236H154ZM243 235V236H242ZM253 235V236H252ZM259 235V236H258ZM24 236V237H23ZM78 236V237H77ZM82 236H83V238H82ZM115 236H116V238H115ZM123 236V237H122ZM125 236V237H124ZM129 236V237H128ZM141 236H143V238L141 237ZM157 236H158V238H157ZM230 236H232L233 238V240L232 239H230ZM240 236V237H239ZM252 236V237H251ZM22 237V238H21ZM26 237V238H25ZM92 237V238H91ZM119 237H121L122 238V240H121V238L119 239ZM136 237V238H135ZM155 239H154V238ZM247 237V238H246ZM260 237V238H259ZM32 238H34V240L32 239ZM42 239V241H41V239ZM48 238V237H47ZM55 238V239H54ZM58 238V239H57ZM123 238H124V240H123ZM163 238H165L164 240H163ZM226 239V241H225V239ZM228 238H229V240H228ZM235 238V239H234ZM239 238V239H238ZM249 238V239H248ZM253 238V239H252ZM23 239V240H22ZM27 241H26V240ZM30 239H32V240H30ZM89 239V240H88ZM91 239H93V240H91ZM133 239L135 240V242L133 241ZM158 239V240H157ZM237 239V240H236ZM38 241V245H36V243H34V242H36V241ZM64 240V239H63ZM87 240V241H86ZM156 242H154V241ZM161 240H162V242H161ZM222 240V241H221ZM231 240H232V242H231ZM246 240V243H248V242H250L249 244H248V246L247 245H244L243 243H241L242 241H245ZM256 240V241H255ZM262 240V241H261ZM51 241H54V242H51ZM121 241V242H120ZM128 241V240H127ZM161 242V243H159V242ZM262 243H260V242ZM33 242V243H32ZM40 242H42V243H40ZM45 242V243H46ZM120 244H119V243ZM137 242H138V245H136L137 244ZM152 242V243H151ZM222 242V243H221ZM227 242H229L228 244H227ZM235 242V243H234ZM254 242V243H253ZM258 242V246L256 245V243ZM29 243H30V248H28V246H29ZM78 243L80 244L79 246L81 247H79V249H80V253H79V251H77L78 250ZM84 243V244H83ZM89 243H90V245H89ZM136 243V244H135ZM239 243V244H238ZM33 244H35L34 246H33ZM42 244V245H41ZM85 244H87L86 246H87V248L85 247ZM115 244H117V245H119V247L117 246V245H115ZM158 244V245H157ZM215 244V245H214ZM218 244H219V246H218ZM230 244H235V246L234 245H230ZM40 245H41V247H40ZM64 245V246H65ZM84 245V246H83ZM121 245H123V246H121ZM125 245V246H124ZM160 245V246H159ZM228 247H227V246ZM229 245L231 246V247H229ZM240 245L243 247V245H244V247H247L246 249H244V247L243 248H240ZM250 245H253L254 247H251ZM256 245V246H255ZM45 246V247H44ZM48 246H50V249H49V247ZM72 246V247H71ZM175 246V247H176ZM212 248V249H210V247ZM262 246V247H261ZM36 248V250L34 249V248ZM42 247H44V249L42 248ZM121 247V248H120ZM158 247L160 248V251H159V249H158ZM234 248V250L236 251V254H234L235 252H234V250H233V248ZM238 247V248H237ZM256 247H258V248H256ZM39 248V249H38ZM56 248V249H55ZM92 248H94L93 247V245H92ZM91 248V249H92ZM114 248H112V250L113 251H115L114 250ZM120 248V249H119ZM179 248V249H178ZM189 248V247H188ZM253 250H251V249ZM257 250H256V249ZM260 248V249H259ZM30 249H32V251H30ZM38 249V250H37ZM47 250L49 253L48 254H44V253H47V251H44V250ZM53 249V250H52ZM74 249H77L76 251L74 250ZM111 249V248H110ZM227 249H229V250H227ZM243 249H244V253H243ZM40 250V251H39ZM58 250H60V251H58ZM72 250V249H71ZM109 250V249H108ZM242 252H241V251ZM42 251V252H41ZM54 251H55V253H54ZM111 251V250H110ZM132 252V250L131 249H129V252L128 253H130V255L132 254L131 252ZM229 251V252H228ZM231 251V252H230ZM240 253H239V252ZM258 252V254H256L257 252ZM58 252V253H57ZM160 252H161V254H160ZM179 252H181V253H179ZM50 253H51V255H53V257L50 255ZM54 253V254H53ZM74 253V254H75ZM182 253H184L183 255H182ZM213 253V254H214ZM231 256H229L228 254ZM255 253V254H254ZM34 254V255H33ZM77 254V255H78ZM83 254V255H82ZM150 253H146V255L149 257L150 255H152V254H150ZM173 254V255H172ZM178 254V255H177ZM222 254V253H221ZM233 254V255H232ZM240 254V255H239ZM249 254L250 255V257L249 256H247V255ZM261 254V255H260ZM37 255V256H36ZM76 255V254H75ZM76 255V256H77ZM91 255V256H90ZM163 255V256H162ZM169 255H171V258H170V256ZM219 255V256H218ZM254 255H256V256H254ZM258 255H259V257H258ZM59 256V257H58ZM162 256V257H161ZM166 256V257H165ZM173 256H174V258H176V259H174L173 258ZM184 256V257H183ZM241 256V257H240ZM260 256H261V259L259 260V258H260ZM56 257H58V259L56 258ZM131 257H132V255H131ZM151 257V259H153L154 257L153 256H150ZM186 257V259H187V261H185V260H183L184 258ZM220 257H223L224 258V260L222 259V258H220ZM236 257V258H235ZM242 257H244V259H242ZM246 257V258H245ZM257 257V258H256ZM263 257V258H262ZM23 258V259H24ZM70 258V259H69ZM93 258H94V256H93ZM172 258H173V261H172ZM248 258V259H247ZM66 261H65V260ZM155 260H156V257L154 258ZM254 259V260H253ZM263 259V260H262ZM63 260V261H62ZM73 262H72V261ZM111 260V261H110ZM131 260H133V259H131ZM175 260H177V262L175 261ZM182 260H183V262H182ZM189 260H191L190 262H188ZM241 260V261H240ZM243 260V261H242ZM253 260V261H252ZM259 260V261H258ZM39 261V262H38ZM40 261H42V262H40ZM93 261V262H92ZM158 261V262H159ZM179 261V262H178ZM254 261H256V262H254ZM84 262V263H83ZM175 262V263H174ZM186 262V263H185ZM228 262H229V260H228ZM241 262V263H240ZM243 262V263H242ZM77 263V264H78ZM249 263V264H250ZM257 263V264H258ZM113 264H115L114 262H113ZM229 264H230V262H229ZM262 264H264V262L262 263Z\"/></svg>", "mask_w": 264, "mask_h": 264}]
</instances>
